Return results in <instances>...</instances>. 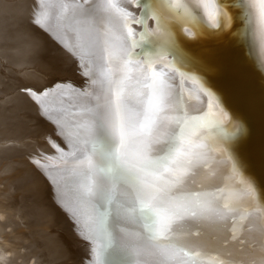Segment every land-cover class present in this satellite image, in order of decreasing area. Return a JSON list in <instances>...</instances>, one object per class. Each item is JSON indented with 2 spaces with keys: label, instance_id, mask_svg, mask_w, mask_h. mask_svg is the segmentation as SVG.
<instances>
[{
  "label": "bare ground",
  "instance_id": "1",
  "mask_svg": "<svg viewBox=\"0 0 264 264\" xmlns=\"http://www.w3.org/2000/svg\"><path fill=\"white\" fill-rule=\"evenodd\" d=\"M146 3L152 8V14L141 27L135 23L143 17L141 8L134 6L136 0H111V3L97 0L94 5L91 0H0V72L12 68L25 72L35 65L47 69L45 62L52 63L51 52L59 41H63L60 45L70 53L69 61L79 65V72L73 73L77 76L73 83L78 86L75 92L79 93L73 99L76 131L65 137L68 144L65 149L73 154L75 161H80V167L67 173L65 181L72 201L63 202L72 211L57 212L60 207L52 208L51 200L46 201L43 192L47 172H41L39 163L36 169L28 162L27 168V156L21 159L25 163H20L19 158L17 161L16 155L25 153V149L5 147L3 151L7 155L15 154L12 157L17 160L8 156L0 160V163L3 161L0 164V264H130L132 259L152 264L153 253L141 246L150 220L141 218L131 223L123 212L114 211L107 198L100 200L95 194V178L89 172L95 160L85 145L94 126L96 110L115 100L118 89H122L125 102L123 117L130 133L133 132V126L140 119L138 113L142 112L141 102L150 93L143 85L152 82L154 87H163L165 94L162 119L153 137L172 127V97L177 92L179 114L203 120L212 113L223 127L219 134L207 127L197 132L208 138L196 141L204 152L203 163L184 187L186 191L212 194L221 205H231L234 210L226 211L218 220L192 224L190 227L199 229V235L190 238L203 240L210 250L240 264H264V0H249L246 7L224 0L219 4L216 0H178L172 4L168 0H146ZM85 8L90 10L85 13ZM58 23L64 24L59 31L55 29ZM143 31L154 42L133 47L129 39L139 41ZM129 33L130 37L126 38ZM141 52L143 55L138 59H126L129 53ZM146 56L153 61L151 68L145 66ZM30 70L32 74L35 69ZM20 72L19 76L14 73L17 79ZM149 72L151 80L146 78ZM27 73L23 76L27 74L29 78V70ZM2 74L0 78L7 81ZM11 75L7 76L9 81ZM10 86L7 93L12 92ZM38 86H41L39 82ZM27 89L17 93L14 88V95H22ZM4 91L0 89V94ZM11 97L0 100V141L12 138V143L14 139L24 148V140L17 139L29 124L25 125L24 121L29 119L15 116L17 120H14L11 116L14 122L9 123L6 112L10 113L12 108L22 114L21 110L26 108L22 103L25 96L22 99L18 96L19 103L14 100L15 96ZM37 98L32 100L35 102ZM30 104L34 106L33 102ZM29 108H26L28 112ZM36 122L33 125H38ZM240 126L243 132L232 135ZM25 136L22 137L27 139ZM28 136L31 139V134ZM33 140L26 141L27 147L35 146ZM30 148L25 154L29 155ZM46 148L39 151L47 152ZM38 155L43 157L41 152ZM37 158L40 157L36 156V161ZM20 164L27 168L21 167L26 169L22 173L17 168ZM48 171L54 174L50 168ZM122 190V186L117 190V199H123L119 195ZM59 218L70 220L63 223ZM64 228L69 231L64 232Z\"/></svg>",
  "mask_w": 264,
  "mask_h": 264
},
{
  "label": "snow or ice",
  "instance_id": "2",
  "mask_svg": "<svg viewBox=\"0 0 264 264\" xmlns=\"http://www.w3.org/2000/svg\"><path fill=\"white\" fill-rule=\"evenodd\" d=\"M96 2L91 0L92 5ZM224 2L246 7L249 0ZM168 3H178V0H168ZM216 3H221V0H216ZM134 6L143 12V17L135 21L143 27L144 20L152 14V8L146 0H136ZM89 10L85 8L84 12ZM129 37L130 33L126 38ZM129 42L135 47L151 44L154 40L143 31L139 41L129 39ZM140 55L143 52L129 53L126 59H138ZM152 63V59L146 56L145 66L151 68ZM146 78L151 80L152 74L149 72ZM143 87L149 88L150 93L141 102L140 119L131 133L123 117L125 102L122 89L117 90L115 100L96 110L94 126L85 141L95 160L89 168L96 181L95 194L102 202L107 198L114 211L117 214L123 212L124 218L131 223L141 218L150 220L141 246L153 253L152 264H240L210 250L203 240L190 238L199 235V229L190 227L192 224L215 221L226 211L234 210L231 205H221L212 194L186 191L184 187L190 175L203 163L201 157L204 152L196 141L208 138L197 135V132L207 127L219 134L223 130L222 125L212 113L203 120L189 117L186 113L179 114L177 92L172 97V127L153 137L162 119L160 114L164 111V88L154 87V82ZM242 132L243 127L240 126L232 135ZM153 144L158 147L153 148ZM208 148L211 149V144ZM121 186L123 190L119 195L123 199H117L116 193ZM130 264L143 262L132 259Z\"/></svg>",
  "mask_w": 264,
  "mask_h": 264
},
{
  "label": "rangeland",
  "instance_id": "3",
  "mask_svg": "<svg viewBox=\"0 0 264 264\" xmlns=\"http://www.w3.org/2000/svg\"><path fill=\"white\" fill-rule=\"evenodd\" d=\"M59 25V26H58ZM62 26H64V24L63 25H61V23H58L57 25H56V27L57 28H55L56 30H58L59 31V29H60V27H62ZM55 30V31H56ZM61 43H63V41H59L58 42V45H57V47H53L54 49H55V51L54 52H51V58L53 59L52 60V63H49V62H45L47 65H48V68L47 69H44V68H40V67H38L37 68V66L35 65V66H30V67H28V68H26V69H28L29 70V72H30V74H31V70L30 69H35V70H32V76H33V78H32V76L29 74L28 76H29V78H30V76H31V78L29 79L28 77H27V71L25 70V72H24V69H21V70H19L18 69V71H17V69L15 70L14 68H12L13 70H10V71H2L3 72V74L5 75L4 76V78H7L6 80L7 81H4L5 79H3V77H1L0 79L3 81H1L0 80V89H2L3 91L4 90H6L7 89V91L5 92H2L1 94H0V100L2 99V97H4L5 99H9L11 96V98H13L14 96V100L16 101V103L19 101V102H21V99L23 98V99H25V100H23L22 101V103L26 106V108H29L32 104H30V102L32 103L33 102V104H34V106L35 105H37L38 106V108H37V106H36V108H31V107H34V106H31L30 108H29V112H28V109H26V108H24L25 110H21L22 111V114L20 115L19 113L17 114V111L16 110H13L12 108H10L11 110V114L10 113H8L9 111H7L6 112V115L8 116V122L10 123V122H12L13 120H10V118L9 117H11V119H16L15 118V116L17 117V119H18V117L20 118V119H29V120H25L24 122V124L25 125H27V123H29L28 125H29V127H28V125L26 126V130L23 132V134H21L20 135V137H19V139H17V141L19 140V142H20V139H21V142L23 141L24 143V148L22 147V145H21V143H17L14 139H13V142L14 143H12L11 141H12V138H11V141H9L10 140V138L8 139V138H6V140L8 141H6V144L8 145H6L4 142L5 141H0V145H2L3 143L5 144V145H3V147L2 146H0V160L1 159H3V158H5V156L7 157V158H12V160L13 161H15V160H17L18 158L21 160L22 158L24 159V158H27V157H29V158H27L26 160H28V161H25V162H27V163H25L24 161L22 162V160L20 161L19 159L17 160V161H20V163H25V164H27V165H25V166H27V168H28V162H30L31 164H32V166H36V169H37V167H38V165L40 166L39 168H41V172L43 173V174H45L46 172H47V174H45V176H44V180H45V191L43 190V192H44V194L46 193V197H45V199H46V201L48 200L49 202H50V200H51V202H50V204H51V207L53 208V206H55L54 208H55V210L56 209H58L59 207V209L57 210V212H59L60 210L62 211H67V212H71L72 210H71V207H65V203L66 202H71L72 201V199H71V196L67 193V185H66V183H65V181L68 179V177L67 176H69L68 174H70V173H72L73 171H75L77 168H79L80 167V161L79 160H77L76 159V161L74 160L75 159V157L73 156V154H71V152L70 151H68L67 149H65V147L68 145L67 144V142H66V140H65V137L67 138L68 136H69V133H74L75 131H76V123H75V118H76V114H75V108H74V100L73 99H75V97L77 98L78 97V95L77 94H79V93H76L75 92V87H78V86H76V85H74L73 83H75V78L77 77L76 75H73V73L75 74L76 72H79V65L77 64V62L76 61H69V56H70V53L68 54V51H66V49H65V47H62L61 45ZM61 44V45H60ZM60 49V50H56V49ZM67 54H65V53ZM62 53V54H61ZM47 54H49L50 55V52H47ZM44 55V54H43ZM64 56V57H63ZM56 60V61H55ZM76 62V63H75ZM72 63H75L74 65L72 64ZM70 64H72V65H70ZM78 65V66H77ZM66 66V67H65ZM70 66H72V67H70ZM77 69H75V68ZM73 68V69H72ZM58 69V70H57ZM66 69H67V71H66ZM73 70V71H72ZM16 71V72H15ZM21 71V72H20ZM35 71V72H34ZM70 71V73H68ZM75 71V72H74ZM2 72H0V74H2ZM19 72H20V79H21V83L24 85L25 84V86H27V88H25V86L23 87V89L24 90H26L27 89V91H26V93H24L25 91L22 89H19V87L20 88H22V84L20 83V81H18V80H20V79H17V77H15V76H19ZM23 72H24V74L25 73H27L25 76H23L24 74H23ZM39 72V73H38ZM5 73H7V75L5 74ZM9 73V74H8ZM14 73H15V76H14ZM16 73H17V75H16ZM34 73V74H33ZM67 73V74H66ZM3 74H2V76H3ZM10 74H12L14 77H12V75L10 76V81H9V77H7L8 75H10ZM36 75V76H35ZM40 75V76H39ZM22 76V77H21ZM51 77H53V78H51ZM56 77V78H55ZM15 78V79H14ZM26 78H28L27 80H26ZM69 78V79H68ZM72 78H73V80H72ZM33 80V84H32V82H30V80ZM37 79V80H36ZM16 80L18 81V83L16 82ZM23 80H25V81H27V82H25V81H23ZM31 80V81H32ZM35 80V81H34ZM47 80V81H46ZM11 81H14V84H16V85H13L12 84V82ZM29 81V82H28ZM61 81V82H60ZM4 82H7V83H5L4 84ZM10 82V83H9ZM23 82H25V83H23ZM34 82H36L35 84H34ZM38 82H39V85H41V86H38ZM20 83V84H19ZM26 83L28 84H30V85H26ZM4 84V85H3ZM7 84H8V86H7ZM10 84H11V86H10ZM67 84V85H66ZM7 86L8 88H9V86H10V91H12L11 93H7L9 90H8V88H6V87H4V86ZM13 85V86H12ZM19 85V86H18ZM34 85H35V87H34ZM46 85V86H45ZM14 86H16V87H14ZM33 86V88H34V90H33V88H31ZM43 86H45V87H43ZM12 87V88H11ZM16 89L15 91L18 93V92H20V90L21 91H24V92H22L23 94L21 95V93L20 94H15L14 95V93H16L13 89L14 88ZM40 87V88H39ZM47 87H49L48 89H46ZM3 88H5V89H3ZM19 90H18V89ZM38 88L40 89L39 91H37L38 90ZM81 88H83V87H81ZM32 90V91H30V90ZM18 90V91H17ZM30 92H29V91ZM36 90V91H35ZM57 90V91H56ZM43 92V93H40V95L39 94H37L36 92ZM44 91H46V93L44 92ZM48 91V92H47ZM29 92V93H28ZM7 93V94H6ZM28 93V94H27ZM50 93V94H49ZM71 93V94H70ZM9 94L11 95V96H9ZM38 96H37V95ZM47 94V95H46ZM14 95V96H13ZM21 95V96H20ZM29 95H32L31 97L29 96ZM34 95H35V97H34ZM41 95H43V96H41ZM49 95V96H48ZM6 96H8V97H6ZM21 98H19V97ZM30 97V99L28 98V97ZM41 96V97H40ZM75 96V97H74ZM16 97H17V100H16ZM38 97V98H37ZM40 97V98H39ZM56 97V98H55ZM3 98V99H4ZM35 98H37V101H33L32 99H34V100H36ZM60 100H59V99ZM66 98V99H65ZM3 99L1 100V101H3ZM49 99V100H48ZM64 99V100H63ZM30 100V101H29ZM32 100V101H31ZM51 100V101H50ZM67 100V101H66ZM15 101L14 102H12V104H14L15 103ZM67 102V104H66V102ZM69 101V102H68ZM18 102V103H19ZM26 102H27V104H26ZM37 102V104H35ZM65 102V103H64ZM11 104V105H12ZM29 104H30V106H29ZM39 104V105H38ZM66 104V105H65ZM9 106H10V102H9ZM39 107H40V109H39ZM74 108V109H73ZM31 109H32V113H31ZM35 109H38V110H35ZM43 111V112H40V111ZM20 111V112H21ZM24 111H25V113L27 112V114L25 115L24 114ZM36 111V112H35ZM37 111L39 112V113H37ZM14 112H16L15 114H17V115H19V116H17V115H15L14 114ZM32 115L33 113V115L31 116L30 114ZM36 113H37V115H36ZM10 114V115H9ZM23 115H25V116H23ZM27 115H29L28 117H27ZM75 115V116H74ZM33 118V121H32V118ZM36 116V117H35ZM37 116H39V118H37ZM14 117V118H13ZM26 117V118H25ZM34 118H35V120H34ZM36 118H37V120H36ZM44 118V119H43ZM16 119V120H17ZM39 119V120H38ZM44 120V121H43ZM49 122H48V121ZM37 121V122H36ZM42 121V122H41ZM14 122V121H13ZM32 122V123H31ZM37 123L38 125H36V124H34L33 125V123ZM42 123V124H41ZM44 123V124H43ZM61 123V124H60ZM31 125V126H30ZM32 129H31V128ZM63 127H64V129H63ZM66 127V128H65ZM10 128H11V126H10ZM29 129H31V130H29ZM30 132H29V131ZM27 131L29 132V133H27ZM33 131L35 132V133H33ZM27 134H26V133ZM36 132H37V134H36ZM31 134V139H30V136H28V135H30ZM32 134H33V137H32ZM25 135H27V137L29 138H23ZM23 136V137H22ZM26 137V136H25ZM23 138V139H22ZM35 141H34V140ZM31 141V140H33L35 143H34V145L37 147V149L38 150H34V149H36V147L35 146H33V142L31 143L32 144V146H30V147H33L32 149L28 146L27 147V142L26 141ZM51 143H50V142ZM74 141V139L72 140V142ZM3 142V143H2ZM9 142H11L12 144H10ZM60 142H61V144H60ZM75 142V141H74ZM27 143V144H26ZM48 143V144H47ZM59 143V144H58ZM17 144L19 145H21V146H17ZM25 144H26V148H25ZM30 143H29V145H31ZM44 144H46V145H44ZM49 144H55V146L56 147H54L53 145H50L49 146ZM9 145H12V147H16V148H20L19 150H23V149H25V153H26V151L28 150V148H30L29 149V151L31 152L32 151V153H31V155H30V152L28 153L30 156H33V158L31 157L30 158V156L29 155H27V154H25V153H23L25 156H21V155H23V154H21V155H16V157L14 156V155H7V152H5V151H3V150H6V148L7 147H11V146H9ZM14 145H16V146H14ZM47 146V152H42V151H44L45 149H41V148H45V147H40V146ZM60 145V146H59ZM48 146H49V149H51V146L53 147L52 148V152H53V155H54V152L56 153V155H52V152L50 153V151L51 150H49L48 149ZM6 147V148H5ZM40 147V148H39ZM59 147H61L60 149L62 150H60L59 149ZM58 148V149H57ZM8 149V148H7ZM39 149H41L40 151H39ZM53 149H54V151H53ZM57 149V150H56ZM65 149V150H64ZM34 150V151H33ZM57 152H56V151ZM3 151V153L1 154V152ZM34 152V153H33ZM40 154V152L42 153V156L43 157H41V156H39L38 154ZM60 152H61V154H60ZM6 153V154H5ZM47 155H46V154ZM48 153H50L49 155H50V157H52V158H48ZM59 153V154H58ZM62 153H64V154H62ZM65 153H67V155L65 154ZM33 154H35V155H33ZM45 154V155H44ZM58 154V155H57ZM2 155H3V157H2ZM12 156H14L15 158H17V159H13V157ZM27 156V157H26ZM36 156H38V157H40V158H37V161H36ZM44 156H45V158H44ZM55 156H56V158H55ZM58 156V157H57ZM66 156V157H65ZM67 156H69L68 158H67ZM2 157V158H1ZM21 157V158H20ZM35 157V158H34ZM41 158H43V159H41ZM49 160H48V159ZM65 158L67 159V161L65 160ZM6 159V158H5ZM30 159V160H29ZM31 159H33V160H31ZM40 159V160H39ZM45 159V160H44ZM51 159V160H50ZM69 159V160H68ZM73 159V160H72ZM12 160H10L11 162H12ZM35 160V161H34ZM40 162H39V161ZM72 160V161H71ZM16 161V162H17ZM33 161L34 162H36V164L35 163H33ZM66 161V162H65ZM70 161V162H69ZM74 161V162H73ZM79 161V162H78ZM1 162V161H0ZM6 162V161H5ZM75 162H78V163H75ZM2 163H3V161H2ZM2 163H0L1 165H2ZM39 163V164H38ZM67 163H68V165H67ZM75 163V164H74ZM31 164H30V166H31ZM70 164V165H69ZM78 164V165H77ZM21 165V166H20ZM20 165H18V170H22L23 172L27 169L26 167H24V165L23 164H20ZM20 166V167H19ZM72 166V167H71ZM75 166V167H74ZM21 167H23V168H26V169H23V168H21ZM19 168H21V169H19ZM51 169V171L53 170V172H54V174H51V172L49 173V171H48V169ZM17 170V171H18ZM61 170V172H59V173H57L58 171H60ZM62 170H64V172L62 171ZM73 170V171H72ZM19 171V172H20ZM22 171H21V173H22ZM65 171H66V173H65ZM68 173V174H67ZM67 174V175H66ZM65 175H66V178H65ZM74 189H75V187H73L72 188V190H73V192H74ZM51 191H52V193H51ZM54 191V192H53ZM67 195H69L68 196V198L67 197H65V196H67ZM68 199V200H67ZM54 200V201H53ZM56 200V201H55ZM58 200V201H57ZM66 202H65V201ZM65 203H64V202ZM53 203H55V204H53ZM56 203H57V205H58V207L56 208ZM64 206H63V205ZM76 205H77V203H76ZM79 205V204H78ZM66 210H65V209ZM68 209H70V211L68 210ZM60 211V212H61ZM62 217V216H61ZM60 219V218H59ZM62 219V218H61ZM60 219V220H61ZM59 220V221H60ZM68 220H70V219H67V220H61L60 222H62L63 221V223L65 222V223H67V221ZM73 223V222H72ZM74 224V223H73ZM74 226H75V224H74ZM53 229V228H52ZM54 229H55V227H54ZM57 229V228H56ZM63 229V228H62ZM69 231V229L68 228H64V232H68ZM51 233H55V230H52L51 231ZM71 239H73V238H71Z\"/></svg>",
  "mask_w": 264,
  "mask_h": 264
}]
</instances>
